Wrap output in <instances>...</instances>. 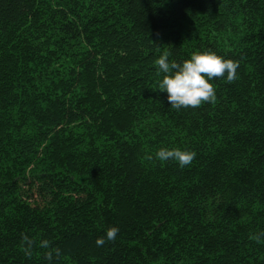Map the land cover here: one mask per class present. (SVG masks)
<instances>
[{
    "label": "trees",
    "instance_id": "obj_1",
    "mask_svg": "<svg viewBox=\"0 0 264 264\" xmlns=\"http://www.w3.org/2000/svg\"><path fill=\"white\" fill-rule=\"evenodd\" d=\"M205 51L237 79L171 107ZM0 264H264V0H0Z\"/></svg>",
    "mask_w": 264,
    "mask_h": 264
},
{
    "label": "clouds",
    "instance_id": "obj_2",
    "mask_svg": "<svg viewBox=\"0 0 264 264\" xmlns=\"http://www.w3.org/2000/svg\"><path fill=\"white\" fill-rule=\"evenodd\" d=\"M155 64L158 66V73L163 74L159 89L167 93V102L175 109L196 108L202 103L214 101L216 90L211 81L225 77L232 82L237 79L239 68L238 61L225 58L214 51L194 53L182 64L170 62L168 54L164 53L158 57ZM195 156L196 152L193 150L161 147L154 158L161 162L175 160L184 167L191 164ZM118 232V227H110L105 235L108 240H115ZM96 243L103 245L104 237L98 238ZM31 244L32 241L28 240L29 247ZM42 246L48 248V241H43ZM48 255L51 256L52 253L49 252Z\"/></svg>",
    "mask_w": 264,
    "mask_h": 264
}]
</instances>
